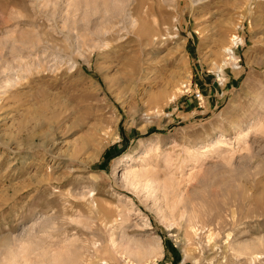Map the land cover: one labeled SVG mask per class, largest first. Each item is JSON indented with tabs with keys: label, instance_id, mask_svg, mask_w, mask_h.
Instances as JSON below:
<instances>
[{
	"label": "rangeland",
	"instance_id": "rangeland-1",
	"mask_svg": "<svg viewBox=\"0 0 264 264\" xmlns=\"http://www.w3.org/2000/svg\"><path fill=\"white\" fill-rule=\"evenodd\" d=\"M0 264H264V0H0Z\"/></svg>",
	"mask_w": 264,
	"mask_h": 264
},
{
	"label": "built area",
	"instance_id": "built-area-1",
	"mask_svg": "<svg viewBox=\"0 0 264 264\" xmlns=\"http://www.w3.org/2000/svg\"><path fill=\"white\" fill-rule=\"evenodd\" d=\"M238 33H236L234 36H232V39H231L230 55H231L232 59L235 56V53H236L237 49L242 47V44H243L241 33L240 32H238ZM239 62H240V60H236L235 63H234V65H237V68L240 67L239 66ZM194 97H195V99L197 100L198 103L202 101V96L199 93V91H196L194 93Z\"/></svg>",
	"mask_w": 264,
	"mask_h": 264
},
{
	"label": "bare ground",
	"instance_id": "bare-ground-1",
	"mask_svg": "<svg viewBox=\"0 0 264 264\" xmlns=\"http://www.w3.org/2000/svg\"><path fill=\"white\" fill-rule=\"evenodd\" d=\"M231 41V40H230ZM231 46V45H230ZM230 47H227L226 49H224V52L226 53L227 56H229V58H231V55H230ZM229 60V59H228ZM145 248V246H144ZM155 249V248H154Z\"/></svg>",
	"mask_w": 264,
	"mask_h": 264
}]
</instances>
